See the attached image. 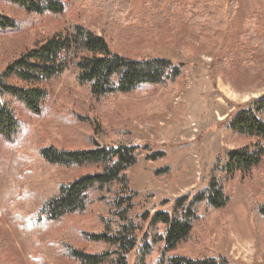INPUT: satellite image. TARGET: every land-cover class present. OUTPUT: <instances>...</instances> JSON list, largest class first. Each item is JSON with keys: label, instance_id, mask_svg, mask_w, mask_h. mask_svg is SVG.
<instances>
[{"label": "rangeland", "instance_id": "374dc122", "mask_svg": "<svg viewBox=\"0 0 264 264\" xmlns=\"http://www.w3.org/2000/svg\"><path fill=\"white\" fill-rule=\"evenodd\" d=\"M60 1L61 16L44 15L31 23L0 1L2 15L27 23L20 32H0V72L26 50L78 24L102 37L112 54L130 60L166 59L181 67L182 75L173 92L155 86L134 95L95 99L86 86L75 84L69 69L44 85L47 98L39 116L12 104L21 130L12 144L0 139V264H78L68 258V251L91 253L87 237L98 234L106 219L94 203L85 213L50 226L45 235L26 232L17 216L28 217L31 200L37 204L53 182L67 185L90 172L72 168L48 174L39 158L43 147H137V162L124 174L135 194L129 215L141 228L139 241L147 229L141 216L169 213L177 199L203 191L207 173L224 150L264 146L229 130L241 110L264 96V67L257 61H264V51L256 52L246 37L251 26L255 39L264 41V0H219L225 14L228 4L235 3L233 18L227 21L224 15L221 30L204 24L194 0H160L155 7L127 0L121 17L122 0ZM263 185L264 160L249 176L228 183L224 209L200 208L198 222L176 255L264 264V239L253 236L249 213V201ZM126 261L133 264L134 253Z\"/></svg>", "mask_w": 264, "mask_h": 264}, {"label": "trees", "instance_id": "16d2710c", "mask_svg": "<svg viewBox=\"0 0 264 264\" xmlns=\"http://www.w3.org/2000/svg\"><path fill=\"white\" fill-rule=\"evenodd\" d=\"M29 17H59L64 12L60 0H0ZM194 10L204 24L224 27V15L231 21L235 3L228 4L226 14L219 0H194ZM127 0H122L119 17L126 12ZM160 0H143L144 5H158ZM154 4V5H152ZM110 12V5L107 7ZM107 13V14H108ZM27 23L14 21L0 13V32H20ZM249 44L256 52L264 51V41L256 40L250 26ZM260 67L264 61L257 59ZM255 64V62H254ZM69 69L74 71L77 86H86L92 97L101 99L113 95H134L146 88L159 86L173 92L181 78V67L166 59L130 60L112 54L105 40L85 27L75 24L64 34L49 37L43 43L23 52L0 72V139L12 144L18 139L21 126L15 118L12 104H19L28 113L39 116L47 98L44 85L60 78ZM234 135L264 143V96L252 101L229 124ZM98 136L102 134L96 133ZM102 143L105 139H101ZM137 147L119 144L100 147L93 144L88 150L56 151L49 147L39 150V158L46 164L48 174L68 169H88L90 172L65 185L53 182L47 193L36 202L30 201L29 215L17 220L26 232L45 235L50 226L63 218L85 213L98 203L106 219L101 231L87 237L91 253L68 251V258L78 264H127L126 257L134 253L133 264H228L225 259L186 258L176 255L189 239L198 222L200 208L222 210L229 199L226 186L236 176L247 177L264 160V146L259 143L237 150H224L206 176L203 191L192 197L177 199L169 213L142 215L147 229L138 241L141 228L130 217L135 196L129 190L124 174L137 162ZM162 158L163 154H158ZM150 160L153 157H150ZM264 186V185H263ZM26 198L29 195H24ZM253 236L264 239V187L249 201ZM138 242L140 245L138 246Z\"/></svg>", "mask_w": 264, "mask_h": 264}]
</instances>
